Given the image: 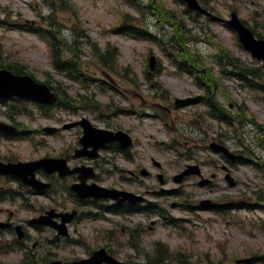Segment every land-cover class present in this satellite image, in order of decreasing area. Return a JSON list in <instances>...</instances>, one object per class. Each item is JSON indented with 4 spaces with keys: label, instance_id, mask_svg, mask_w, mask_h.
<instances>
[{
    "label": "rangeland",
    "instance_id": "rangeland-1",
    "mask_svg": "<svg viewBox=\"0 0 264 264\" xmlns=\"http://www.w3.org/2000/svg\"><path fill=\"white\" fill-rule=\"evenodd\" d=\"M202 1L208 4L210 9L215 10L216 15L222 19L228 17L232 9L237 8L240 15L253 27L256 25L257 30L264 35V0ZM159 2L164 3L172 11L178 32L174 24L165 21L164 18L159 19L155 12L145 8L146 4L156 7ZM12 14L22 15L21 19L15 17L14 20L35 21L50 30H58L59 42L69 38L70 44L64 46L67 50L65 57H75L82 62L83 67L89 72L84 82L72 79L55 68L52 64L50 44L43 35L31 30L10 28L1 22L3 19H10ZM124 14L126 17H123ZM124 19L142 27H149L152 32L161 34L166 40L180 36L182 31L184 37L180 39V43L183 46L189 44L188 49L196 50L198 58L203 56L206 63L201 62V65L206 64L205 66L214 72L215 80H220L219 93L222 99L227 103L234 101L237 104H244L249 110V116L255 117L259 123H264V91L248 87L237 77L221 76L220 67L215 62L216 53L220 50L218 44H222L247 64L254 67L260 65L238 43L236 34L222 19L213 20L189 11L186 4L178 0H0V54L8 62L26 64L40 80L53 76L56 81H61L62 87L68 90L66 98L75 106L73 108L56 106L52 115L45 117L33 104L28 103L34 113L20 116L19 119L26 122L27 126L41 129L46 125L61 126L82 116H88L100 126L127 129L136 137V159L132 162L133 159L126 160L120 154L105 151V155L114 162L110 165L114 175L108 183L120 188L147 192L150 198L166 203L173 213L172 216L179 220L177 225H171L163 219L151 229L149 226L154 218L147 217L144 222L140 216L131 217L129 221L131 229L139 222H143L145 231L140 234L135 231L129 233L123 229L128 223L127 220L120 215L105 212L103 218L100 216L95 219L87 218L76 223L73 226V237L80 241L67 243L62 240L61 245L50 241L54 236L52 230L46 229L41 232L31 227L32 239L28 241L31 247L30 256L84 257L94 248L109 243L118 257L137 261L146 259V252L153 250L157 240H162L173 250L194 252L193 260L201 259L203 263H230L240 254L247 255L248 250L264 255V210L253 208L225 213L209 210L188 211L172 205L173 201L181 198L171 196L167 192L158 193L163 189L176 187L171 176L192 161L188 159L183 148H181L183 153L180 154L176 149H170L169 143L175 136L182 137L179 128L186 124L189 118L196 117V110L202 109L204 105L182 110L172 118L167 117L163 120L153 115L159 113L154 104L155 102L169 104L176 96L204 91L195 84L192 76L179 68L174 58L176 48L172 45L168 47L174 55L169 56L165 50V42L131 36L125 33L126 29L116 31L115 28L120 26ZM89 42H95L103 53L111 54V58L114 56V48L119 49L117 60L119 72L106 67ZM151 52L158 56V66L161 63L162 68L155 72L153 78H147L146 71L149 70ZM258 79L264 82V77ZM154 81H160L169 92L163 96L162 90L156 89ZM10 105L11 103L0 104V118H7L4 112L9 110ZM206 118L212 123V130L218 131L219 123L210 119L207 114ZM251 126L246 125L248 129ZM205 128L208 134L213 136L214 131L207 125ZM229 133L233 134V131ZM33 135L35 140H31V137L15 141L0 139V154L19 159L35 158L45 154L58 155L75 144L81 130L79 128L64 130L58 136L45 133ZM253 136L257 139L256 133ZM67 143L70 144L64 147ZM254 149L260 156L258 162L241 164L234 170V174L240 179L237 186L230 187L221 173L216 184L211 187L201 188L197 184V179L191 178L182 186L186 197L194 200L219 197L224 200L225 196L236 199L245 194L255 195L256 192H264V174L259 166H256L264 164V148L257 144ZM201 154H204L201 159L207 158V152L201 151ZM151 158H157L163 163V171L167 176L164 184L156 176L132 178L130 182H125V172L122 168H137L141 163L146 166L152 165ZM217 160V156L214 155L207 158L208 165L205 169L209 174L217 171ZM251 200H255L254 197H251ZM24 202L26 201L17 199L15 202L2 203L0 207L15 211L20 220L34 217L45 207L58 205L54 198L45 195L32 196L26 202L27 205H24ZM188 202L192 203V200L189 199ZM66 203L72 205L68 200ZM77 233L79 235H76ZM36 241L38 245L33 248L32 244ZM24 257L25 252L22 250L0 249V262L4 264H20ZM174 260L175 258L170 264H179ZM251 264H264V260L255 259Z\"/></svg>",
    "mask_w": 264,
    "mask_h": 264
},
{
    "label": "water",
    "instance_id": "water-1",
    "mask_svg": "<svg viewBox=\"0 0 264 264\" xmlns=\"http://www.w3.org/2000/svg\"><path fill=\"white\" fill-rule=\"evenodd\" d=\"M231 22L240 28L247 45L251 47L256 54L264 56V43L255 41L252 38V35L240 25L236 18H234ZM14 92L34 95L47 100L54 99V96L50 94L45 86L36 87L30 77H17L11 75L5 70L0 71V94L9 95ZM90 134L94 135V132L90 130ZM104 137L106 136L101 135L98 138L104 139ZM28 181L32 182V180Z\"/></svg>",
    "mask_w": 264,
    "mask_h": 264
}]
</instances>
